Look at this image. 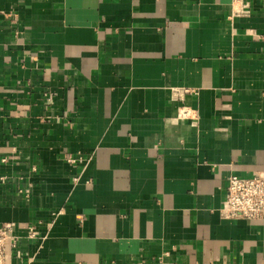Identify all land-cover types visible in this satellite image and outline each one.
<instances>
[{"label":"crops","instance_id":"crops-1","mask_svg":"<svg viewBox=\"0 0 264 264\" xmlns=\"http://www.w3.org/2000/svg\"><path fill=\"white\" fill-rule=\"evenodd\" d=\"M261 171L264 0H0L6 264H264Z\"/></svg>","mask_w":264,"mask_h":264},{"label":"built area","instance_id":"built-area-1","mask_svg":"<svg viewBox=\"0 0 264 264\" xmlns=\"http://www.w3.org/2000/svg\"><path fill=\"white\" fill-rule=\"evenodd\" d=\"M237 5L231 18L251 14L248 1H240ZM71 160L76 161L75 158ZM225 200V206L221 209L225 218L264 219V171L248 176L231 174L226 185ZM14 228V222H5L0 226V264H6L9 247L14 250L17 258H24L20 248L23 238L15 233ZM27 236L30 239L37 238L35 226L29 228Z\"/></svg>","mask_w":264,"mask_h":264}]
</instances>
